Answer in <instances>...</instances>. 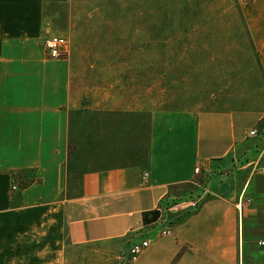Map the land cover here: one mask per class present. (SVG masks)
<instances>
[{"label":"crops","instance_id":"1","mask_svg":"<svg viewBox=\"0 0 264 264\" xmlns=\"http://www.w3.org/2000/svg\"><path fill=\"white\" fill-rule=\"evenodd\" d=\"M69 1L0 0V264H120L132 230L204 174L197 209L173 213L171 233L154 232L131 264H264V171L249 136L263 116L108 109L103 92L82 105L70 61L42 49L48 16ZM244 16L264 64V0Z\"/></svg>","mask_w":264,"mask_h":264},{"label":"rangeland","instance_id":"2","mask_svg":"<svg viewBox=\"0 0 264 264\" xmlns=\"http://www.w3.org/2000/svg\"><path fill=\"white\" fill-rule=\"evenodd\" d=\"M253 1L70 0L48 16L47 35L62 39L57 60L70 61L82 105L88 92H103L108 109L261 114L250 145L264 171V64L244 16ZM82 158L70 157V185L87 166Z\"/></svg>","mask_w":264,"mask_h":264},{"label":"built area","instance_id":"3","mask_svg":"<svg viewBox=\"0 0 264 264\" xmlns=\"http://www.w3.org/2000/svg\"><path fill=\"white\" fill-rule=\"evenodd\" d=\"M62 44V39L56 35H47L42 43V49L48 58L57 60L63 58L65 55ZM257 134V127L249 132L250 137H255ZM201 171V167L197 166L194 174L199 176ZM16 174V172H13V177H15ZM143 177L146 179L148 174L144 173ZM206 179L207 175L204 174L201 175V178L198 180H192L187 183L191 184L190 187L193 186L192 188L184 187L176 190L172 188V190L161 199L158 205L155 206L153 211L149 213L150 219L144 223V228L141 230H132L129 239H127V252L120 257V264H131L135 262L143 251L150 246L154 238L152 236L154 232L158 238L168 236L172 231L173 224L176 223L177 220V217L172 215L173 213L178 216L184 211L197 209L207 193V188L205 186ZM17 189H19L18 185L16 181H13L11 190ZM245 204H249V201H246ZM241 207V204L237 207L239 214L241 213ZM259 244L264 245L263 242Z\"/></svg>","mask_w":264,"mask_h":264},{"label":"trees","instance_id":"4","mask_svg":"<svg viewBox=\"0 0 264 264\" xmlns=\"http://www.w3.org/2000/svg\"><path fill=\"white\" fill-rule=\"evenodd\" d=\"M147 220V219H146ZM147 222V221H146Z\"/></svg>","mask_w":264,"mask_h":264}]
</instances>
